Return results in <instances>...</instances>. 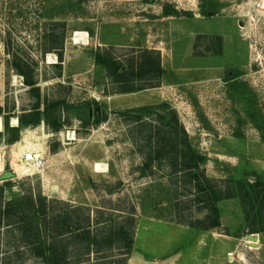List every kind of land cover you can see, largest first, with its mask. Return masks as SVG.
<instances>
[{
  "label": "rangeland",
  "instance_id": "374dc122",
  "mask_svg": "<svg viewBox=\"0 0 264 264\" xmlns=\"http://www.w3.org/2000/svg\"><path fill=\"white\" fill-rule=\"evenodd\" d=\"M153 48L161 49L160 70L139 71L141 52ZM97 54L115 58L127 74L117 78L115 65L98 63ZM58 101L57 131L44 121L20 127L18 141L24 128L47 137L32 147L43 157L41 171L18 175V141L7 142L13 133L5 120L10 126L37 103L50 112ZM0 107L4 200L40 193L85 206L81 215L92 219L89 234L65 242L69 264H264V231L250 232L264 228V0H0ZM142 107L153 108L143 126ZM170 109L204 157L207 176L262 183L247 221L240 201L226 200L221 226L203 229L211 222L208 203L173 187L164 163L143 172L147 135ZM97 162L107 171H94ZM5 172L14 177L1 179ZM16 220L4 219L0 264H44ZM119 223L132 235L127 262L117 241L88 249ZM248 234L258 235L259 246L244 243Z\"/></svg>",
  "mask_w": 264,
  "mask_h": 264
},
{
  "label": "trees",
  "instance_id": "16d2710c",
  "mask_svg": "<svg viewBox=\"0 0 264 264\" xmlns=\"http://www.w3.org/2000/svg\"><path fill=\"white\" fill-rule=\"evenodd\" d=\"M168 13L166 12V14ZM55 52L59 61L55 65H60L63 58L62 49L57 48ZM138 60L139 71L146 68H149L150 71L155 68L160 70V54L157 50L146 49L142 51ZM96 61L105 64L107 67L110 65L109 63L115 65L112 73L117 78L124 77L128 72L126 66L116 62L115 58L109 57L106 60L97 54ZM14 69L23 76L25 84L30 86L33 92L38 93L39 90L35 86L36 82L21 68L19 63L15 62ZM39 104L34 105L31 111L17 116L19 119L18 127L9 126L8 118L5 120V131L13 133L7 142L15 143L19 140L20 127L38 125L41 121L50 122L56 128L55 131L58 130L60 122L57 118V110L61 102L53 103L50 112L47 107L41 112ZM152 109L150 107L137 109L138 121L145 123V114H149ZM166 111L165 114H158V117L161 118L162 127L153 131V134H151L152 130L150 129V134L147 135L149 144L147 152L143 153L145 154L142 165L143 172L145 173L149 169V175H152L151 167L154 163H164L171 172L169 178H171L173 187L182 188L187 196H193V199L198 203H208L211 212L208 219L211 222L209 226H205L203 229L221 226L220 215L222 210L219 203L226 200L238 199L247 221L254 210V199L257 196L258 187L262 183L259 180L247 182L207 176L202 168L205 159L190 146L188 134L179 119L177 111L173 109ZM97 121L101 120L98 119ZM143 123L142 126L146 125V123ZM2 136L3 134L0 132V137ZM152 138L157 139L153 144L151 142ZM3 192L2 187L0 188V230L4 226V219H11L14 216L17 219L15 223L23 227V234L30 239L33 250H35V256L38 259L44 264H69L65 242L73 238L80 239L85 232L89 234L90 228H92L91 217L81 215V213L87 211V208L85 206L69 205L58 200H47L40 193H24L9 200H4ZM55 203L62 205L59 212L51 209V206ZM175 206H178V202H175ZM255 230L250 232H261L264 231V228ZM116 241L119 243L117 249L122 251V261L127 262L133 245L132 235L125 230L122 223H119L114 233H110L105 238L93 237L87 247L88 249L89 247H103L104 245L105 247H111ZM81 243L85 244V241ZM97 252L99 251L97 250Z\"/></svg>",
  "mask_w": 264,
  "mask_h": 264
},
{
  "label": "bare ground",
  "instance_id": "6f19581e",
  "mask_svg": "<svg viewBox=\"0 0 264 264\" xmlns=\"http://www.w3.org/2000/svg\"><path fill=\"white\" fill-rule=\"evenodd\" d=\"M85 35H86V33H84L82 35V37ZM74 40L76 42H78V40L80 41V36L75 35ZM48 57H49V60L56 59V56H54L55 58H53L51 55H49ZM10 126L11 127H18L19 126V119L17 116H12L10 118ZM45 137H47V135L43 131H40L39 133H35L34 131H31L30 128L22 129L20 141H18L16 144L13 145L14 150H15L14 154L17 155V158H19V160H20V163H18L17 166L15 167V171L17 172L18 175H20V176L30 175V174L38 173L41 171V168L38 170H35V169L31 168L30 166L26 168L25 165L28 166V164H26V162L23 161L22 156L26 155L25 150H30V149L33 150L34 148H32V147L34 144H36L40 148V145H41L40 142H42L43 139H45ZM68 139H72V140L75 139V131H69L68 132ZM34 150H36L37 154L41 155L38 152L37 148H35ZM1 162H2V159H1V153H0V165H1ZM93 168H94V171H96L98 173H102V172L107 171V165L99 163V162L95 163ZM249 243L251 245L255 244L252 242H249Z\"/></svg>",
  "mask_w": 264,
  "mask_h": 264
},
{
  "label": "built area",
  "instance_id": "2783aa9c",
  "mask_svg": "<svg viewBox=\"0 0 264 264\" xmlns=\"http://www.w3.org/2000/svg\"><path fill=\"white\" fill-rule=\"evenodd\" d=\"M26 155L22 156L23 161L31 168L38 170L44 166L43 157L37 154L36 150H25Z\"/></svg>",
  "mask_w": 264,
  "mask_h": 264
},
{
  "label": "water",
  "instance_id": "95a60500",
  "mask_svg": "<svg viewBox=\"0 0 264 264\" xmlns=\"http://www.w3.org/2000/svg\"><path fill=\"white\" fill-rule=\"evenodd\" d=\"M11 177H14V173L13 172H5L2 176H1V179H9ZM258 235L257 234H248L246 236V241H244V243H248V242H252V243H255V244H252V245H257L259 246L258 244Z\"/></svg>",
  "mask_w": 264,
  "mask_h": 264
},
{
  "label": "crops",
  "instance_id": "0c3cea01",
  "mask_svg": "<svg viewBox=\"0 0 264 264\" xmlns=\"http://www.w3.org/2000/svg\"><path fill=\"white\" fill-rule=\"evenodd\" d=\"M154 50H161L160 48H153ZM3 131V128H2V130H0V132H2ZM220 207H222V206H220ZM221 210H222V208H221ZM222 213V212H221ZM221 216V215H220ZM222 224V223H221ZM225 226H227V224H225Z\"/></svg>",
  "mask_w": 264,
  "mask_h": 264
},
{
  "label": "flooded vegetation",
  "instance_id": "af4514ba",
  "mask_svg": "<svg viewBox=\"0 0 264 264\" xmlns=\"http://www.w3.org/2000/svg\"><path fill=\"white\" fill-rule=\"evenodd\" d=\"M100 117V116H99Z\"/></svg>",
  "mask_w": 264,
  "mask_h": 264
}]
</instances>
